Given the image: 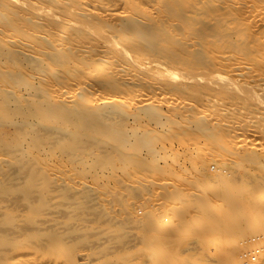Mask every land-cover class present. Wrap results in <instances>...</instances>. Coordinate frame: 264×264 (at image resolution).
<instances>
[{"label":"bare ground","instance_id":"6f19581e","mask_svg":"<svg viewBox=\"0 0 264 264\" xmlns=\"http://www.w3.org/2000/svg\"><path fill=\"white\" fill-rule=\"evenodd\" d=\"M0 264H264V0H0Z\"/></svg>","mask_w":264,"mask_h":264},{"label":"rangeland","instance_id":"374dc122","mask_svg":"<svg viewBox=\"0 0 264 264\" xmlns=\"http://www.w3.org/2000/svg\"><path fill=\"white\" fill-rule=\"evenodd\" d=\"M213 167V168H212ZM209 169H210V171L212 172V173H214V172H216L217 170H216V167L213 165V164H210L209 165ZM213 169V170H212Z\"/></svg>","mask_w":264,"mask_h":264}]
</instances>
